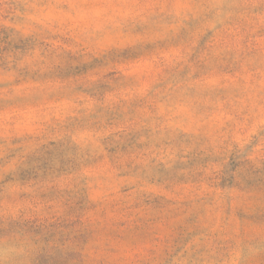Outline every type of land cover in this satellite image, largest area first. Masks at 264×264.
I'll return each mask as SVG.
<instances>
[{"label": "rangeland", "instance_id": "374dc122", "mask_svg": "<svg viewBox=\"0 0 264 264\" xmlns=\"http://www.w3.org/2000/svg\"><path fill=\"white\" fill-rule=\"evenodd\" d=\"M0 264H264V0H0Z\"/></svg>", "mask_w": 264, "mask_h": 264}]
</instances>
